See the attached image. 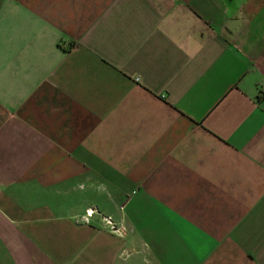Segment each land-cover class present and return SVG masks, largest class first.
Listing matches in <instances>:
<instances>
[{"label":"crops","instance_id":"crops-1","mask_svg":"<svg viewBox=\"0 0 264 264\" xmlns=\"http://www.w3.org/2000/svg\"><path fill=\"white\" fill-rule=\"evenodd\" d=\"M0 264H264V0H0Z\"/></svg>","mask_w":264,"mask_h":264}]
</instances>
